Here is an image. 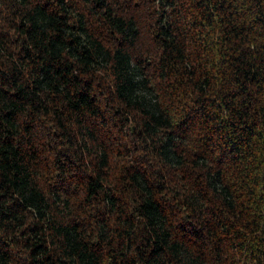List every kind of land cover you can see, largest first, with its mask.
<instances>
[{
	"label": "trees",
	"instance_id": "trees-1",
	"mask_svg": "<svg viewBox=\"0 0 264 264\" xmlns=\"http://www.w3.org/2000/svg\"><path fill=\"white\" fill-rule=\"evenodd\" d=\"M0 264H264V0H0Z\"/></svg>",
	"mask_w": 264,
	"mask_h": 264
}]
</instances>
